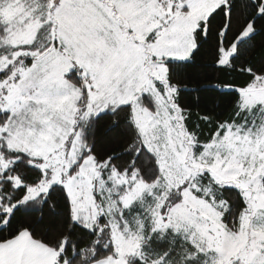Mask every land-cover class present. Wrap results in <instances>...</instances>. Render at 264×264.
Here are the masks:
<instances>
[{
    "label": "snow or ice",
    "instance_id": "snow-or-ice-1",
    "mask_svg": "<svg viewBox=\"0 0 264 264\" xmlns=\"http://www.w3.org/2000/svg\"><path fill=\"white\" fill-rule=\"evenodd\" d=\"M0 264H264V0H0Z\"/></svg>",
    "mask_w": 264,
    "mask_h": 264
}]
</instances>
